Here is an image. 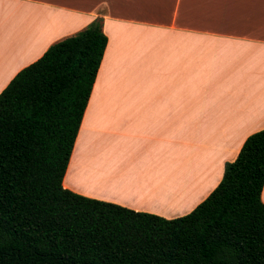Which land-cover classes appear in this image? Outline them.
Masks as SVG:
<instances>
[{
  "label": "crops",
  "instance_id": "obj_1",
  "mask_svg": "<svg viewBox=\"0 0 264 264\" xmlns=\"http://www.w3.org/2000/svg\"><path fill=\"white\" fill-rule=\"evenodd\" d=\"M94 18L106 44L62 186L183 215L264 127V0H0V91Z\"/></svg>",
  "mask_w": 264,
  "mask_h": 264
},
{
  "label": "trees",
  "instance_id": "obj_2",
  "mask_svg": "<svg viewBox=\"0 0 264 264\" xmlns=\"http://www.w3.org/2000/svg\"><path fill=\"white\" fill-rule=\"evenodd\" d=\"M105 44L94 18L0 91V264H264V127L177 217L62 186Z\"/></svg>",
  "mask_w": 264,
  "mask_h": 264
},
{
  "label": "rangeland",
  "instance_id": "obj_3",
  "mask_svg": "<svg viewBox=\"0 0 264 264\" xmlns=\"http://www.w3.org/2000/svg\"><path fill=\"white\" fill-rule=\"evenodd\" d=\"M94 131L95 129L92 127L89 131V133L87 134L86 136V139H85V150L87 151L88 148L90 147H94Z\"/></svg>",
  "mask_w": 264,
  "mask_h": 264
}]
</instances>
